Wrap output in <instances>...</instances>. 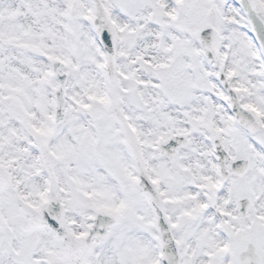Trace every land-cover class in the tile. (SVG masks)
<instances>
[{
  "label": "snow or ice",
  "instance_id": "obj_1",
  "mask_svg": "<svg viewBox=\"0 0 264 264\" xmlns=\"http://www.w3.org/2000/svg\"><path fill=\"white\" fill-rule=\"evenodd\" d=\"M0 264H264V0H0Z\"/></svg>",
  "mask_w": 264,
  "mask_h": 264
}]
</instances>
